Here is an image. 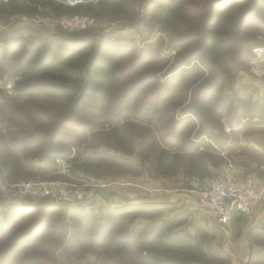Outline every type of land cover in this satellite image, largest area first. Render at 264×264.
Returning <instances> with one entry per match:
<instances>
[{
    "label": "rangeland",
    "instance_id": "374dc122",
    "mask_svg": "<svg viewBox=\"0 0 264 264\" xmlns=\"http://www.w3.org/2000/svg\"><path fill=\"white\" fill-rule=\"evenodd\" d=\"M101 1L104 14L100 15L64 6L41 7L34 15L0 21L3 44L28 46L38 38L105 35L100 26L76 33L61 31L50 21L60 14L117 22L120 27L134 28L136 35L119 39L109 33L112 41L122 40L134 50L120 64L119 80L106 97L97 108H87L82 114L69 115L55 98L19 96L14 87L20 78L0 79V216L7 207L18 205L6 195L7 186L18 181L61 179L81 186L83 192L80 212L69 211L66 216L64 205L36 201L51 205L45 209L42 235L33 244L18 239L17 234L33 218L21 221L0 238V264H238L215 250L208 233L184 231L188 214H170L175 207L160 203L159 198L173 197L169 203H177V196L191 195L188 203L192 204L180 209L193 216L198 209L192 206H199L190 191L217 179L213 170L221 162L208 154H188L187 148L202 133L239 125L241 119H221L218 114L222 112L217 110L225 98L214 91L204 93V86H198L208 79L240 77L263 92L264 75H257L254 67L264 70V12L257 20L256 14L248 17L227 38L232 44V70L219 75L202 45L210 0H193L182 12L165 8L160 13L155 6L159 0H98L93 4ZM255 47H262L260 55L251 52ZM182 62H190L182 85L174 86L171 96L163 98L162 88L183 69L179 67ZM259 120L263 123L264 118ZM243 122L255 121L249 117ZM71 147L76 156L64 174L56 159H65ZM227 163L225 175L226 171L230 175L234 167ZM116 198L123 201L121 205ZM144 199L151 201L141 202ZM130 205L137 207L125 209ZM188 235L197 237L195 245L188 244Z\"/></svg>",
    "mask_w": 264,
    "mask_h": 264
},
{
    "label": "trees",
    "instance_id": "16d2710c",
    "mask_svg": "<svg viewBox=\"0 0 264 264\" xmlns=\"http://www.w3.org/2000/svg\"><path fill=\"white\" fill-rule=\"evenodd\" d=\"M192 3L193 0H159L155 6L159 13L165 8L170 12H182ZM61 6L75 11L83 10L92 15L104 14L102 1L67 6L60 0H0V21L15 15H34L41 7L58 9ZM261 11L264 12V0H210V15L204 21L202 45L207 61L219 75L232 70L229 57L232 44L227 38L242 27L248 17L256 14L257 20ZM109 35L90 39L61 36L38 38L28 46L18 42L0 43V53L4 57L0 59V79L10 81L20 78L14 87L19 96L43 95L55 98L59 101L60 108L69 115L82 114L87 108H97L118 82L117 70L120 64L134 50L123 42L112 41ZM184 62L179 65L183 69L162 88L163 98L170 97L172 88L184 78V70L188 68L186 65L190 64ZM206 82L208 80L198 88L205 87L208 84ZM145 111L143 109L142 113ZM141 118H144V114ZM50 206L38 203L7 207L4 215L0 216V238L16 229L21 221L33 218L26 229L20 230L17 237L27 244L35 243L42 235L44 215L48 214L45 209H50ZM65 207L62 212L66 216L70 210ZM132 207L137 206L125 209ZM195 238V235H188V244L195 245Z\"/></svg>",
    "mask_w": 264,
    "mask_h": 264
},
{
    "label": "crops",
    "instance_id": "0c3cea01",
    "mask_svg": "<svg viewBox=\"0 0 264 264\" xmlns=\"http://www.w3.org/2000/svg\"><path fill=\"white\" fill-rule=\"evenodd\" d=\"M246 74L248 75V72ZM182 83L183 81L178 85L181 86ZM207 83L203 88L204 93H217V96L225 98L217 110L222 112H219L218 116L225 120L228 119L226 117L230 116L236 121L237 119H241V121L236 126L233 124L225 125L219 130L212 128L210 132L202 133L203 137L194 141L190 150L188 146L187 153L197 152L201 155L208 154L212 158H217L221 163L213 172L218 180H224L227 177L228 181L236 184L264 187V120L263 123L259 120L264 118V87L261 88L263 92L259 93L257 92L259 86H256L254 82V85L251 82L247 83L240 77L232 80L221 78L212 81L208 79ZM249 117L255 122L245 124L243 121ZM178 133L181 132L178 131ZM227 162L234 167L230 175L227 171L225 175ZM121 196L122 199L125 194ZM189 197L187 198L183 193L177 196V203H169L173 197L165 196L159 200H161L160 203L163 202V204L166 203L175 207L170 214L183 211L189 215L190 211L180 209L186 204H192L188 203L192 196L189 195ZM117 200L119 201L116 198L115 201ZM122 200L117 201L116 204L121 205ZM149 201L151 200L145 201L144 199L141 202ZM198 206L199 208L195 205L192 206L193 209L198 210H193L195 214L193 216L187 215V225L183 227L184 231L198 232L201 235L208 233L216 247L215 250H222L228 255L232 263L264 264V201L261 205L252 208L248 214L234 213L231 223L227 227L203 216L202 208L200 205Z\"/></svg>",
    "mask_w": 264,
    "mask_h": 264
},
{
    "label": "built area",
    "instance_id": "2783aa9c",
    "mask_svg": "<svg viewBox=\"0 0 264 264\" xmlns=\"http://www.w3.org/2000/svg\"><path fill=\"white\" fill-rule=\"evenodd\" d=\"M98 0H60L67 6L79 3H95ZM50 19V18H49ZM50 21L61 31L76 33L100 26L105 34L127 39L129 34L135 35V29L120 27L117 22L101 21L89 15L60 14ZM122 35H118V34ZM127 36V37H124ZM136 36V35H135ZM124 42V41H120ZM252 52L260 55L262 47L253 48ZM255 61V60H254ZM255 63V62H254ZM256 64V63H255ZM254 72L262 76L264 70L254 67ZM76 156V150L71 147L65 159H56L62 173H66L70 162ZM202 208L204 216L222 226H229L234 213L248 214L252 208L264 201V187L243 186L229 183L228 180H211L203 186L190 191ZM7 200L16 204H30L36 201H48L69 207L70 211L82 209L83 192L81 186L61 179L23 180L12 183L6 188Z\"/></svg>",
    "mask_w": 264,
    "mask_h": 264
}]
</instances>
